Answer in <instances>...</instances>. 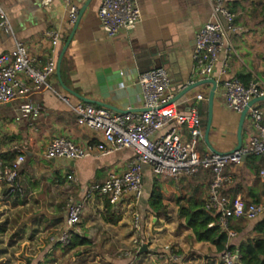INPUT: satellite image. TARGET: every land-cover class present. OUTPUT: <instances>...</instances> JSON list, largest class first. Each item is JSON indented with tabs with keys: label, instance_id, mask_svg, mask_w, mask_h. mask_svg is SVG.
I'll list each match as a JSON object with an SVG mask.
<instances>
[{
	"label": "crops",
	"instance_id": "1",
	"mask_svg": "<svg viewBox=\"0 0 264 264\" xmlns=\"http://www.w3.org/2000/svg\"><path fill=\"white\" fill-rule=\"evenodd\" d=\"M86 1L73 0V4L79 11ZM101 1H88L64 52L60 73L65 86L85 98L109 104L110 108H104L110 111L137 114L141 109L137 82L140 72L157 66L166 68L173 96L183 84L201 79L194 73V38L211 20L207 0H134L140 11V21L132 30L121 31L113 37L101 29L97 14ZM225 2L229 9H235V23L241 27L238 33L231 35L233 50L227 58L228 75L238 78L250 73L251 78L264 83V19L260 13L264 0ZM0 8L10 24L9 30L0 29V54H9L11 60L19 42L27 47L38 64H43L53 50L45 32L53 29L60 33V42L53 53L57 61L74 25L68 18L69 6L62 0H53L47 6H42L40 0H0ZM224 58L221 52L217 68ZM217 68L211 75L214 80H220ZM19 77L24 81L22 74ZM48 84V88L0 105V153L25 154L17 179L21 193L0 183V239L7 245L8 238L14 234L11 247L38 250L22 264H220L214 245L191 238V230L179 225L177 216L185 196L194 195L204 203L211 179V174L205 170L194 176L170 177L175 182L169 184L158 181L160 176L152 177L149 167L144 166L141 198L135 201L127 197L116 205L111 204V212L120 215L117 223L104 221L105 197L95 195L86 199L80 222L72 230L73 234L86 238L88 244L69 249L54 240L66 223L68 197L80 201L92 183L105 179L111 172H122L132 150L123 148L107 155L93 153L77 160L57 158L43 164L45 148L54 137H65L80 145L101 138L98 132L76 123L72 107L87 102L66 91L55 74ZM210 87V84L202 85L175 102L179 113H184L188 106L197 107L202 130L198 142L200 154L212 152L203 137ZM197 94L203 99L194 100ZM26 103L40 107V115L35 120L24 111ZM257 106L264 109V101L257 102ZM238 118L239 114L225 108L219 83L214 93L208 136L212 148L225 153L235 147ZM247 119L253 131L246 130L243 125V144L256 134L251 120ZM170 126L166 125L157 135ZM182 127L184 137H188L185 124ZM247 156L238 168L227 171L231 181L223 192L231 197L239 196L245 203L263 201L264 181L259 171L264 169V157L256 155L255 160L248 162ZM68 174L75 180H68ZM154 181L159 183L162 204L166 207V215L158 218L148 205ZM177 190L182 193L177 195ZM166 192H172L170 198L166 199ZM135 212L140 218L139 230L132 224ZM262 220L264 216L251 220L242 218V229L239 232L232 229L236 235L230 242L258 236L255 225ZM178 226L183 233H174ZM172 241L176 245L175 252H184H176L178 258L175 260L164 249ZM143 245L147 246V251L140 253Z\"/></svg>",
	"mask_w": 264,
	"mask_h": 264
},
{
	"label": "built area",
	"instance_id": "2",
	"mask_svg": "<svg viewBox=\"0 0 264 264\" xmlns=\"http://www.w3.org/2000/svg\"><path fill=\"white\" fill-rule=\"evenodd\" d=\"M53 0H40L42 6ZM68 9L70 23L76 21L78 8L73 0H62ZM211 10V20L204 24L194 38V73L201 78H211L219 63V54L224 52L225 58L217 68L226 109L240 114L248 102L264 95V83L258 78H251L244 84L239 78L228 75L227 58L233 50L231 35L241 30L235 23L236 14L226 5L225 0H207ZM101 29L109 37L121 31H130L140 21V11L134 0H102L98 9ZM0 29L9 30L10 24L0 8ZM45 35L53 46L52 54L43 64H38L22 43L17 42L10 60L9 54H0V105L10 102L16 97L28 96L42 88H48V80L54 76L56 60L53 55L60 42L57 30H47ZM24 76V81L20 75ZM140 87L141 109L137 114L130 111L113 112L102 106L89 103H78L72 107L76 123L79 126L98 132L101 138L83 145L68 138L57 136L50 140L45 148L44 157L48 160L65 158L77 160L93 153L107 155L114 151L129 148L132 155L125 169L111 172L101 181L88 186L82 200L69 196L66 208V223L60 234L54 239L67 245L72 237L73 228L80 222L86 199L95 195L106 197L109 203L116 205L127 197L138 201L142 195V176L144 166H148L156 176H194L200 170L208 171L211 179L208 184L203 208L217 213V220L208 225L217 224L232 239L236 232L228 228L230 218L247 220L264 216V200L245 203L241 197H231L223 192L231 181L228 170L241 165L244 155H260L264 157V109L257 103L248 108L247 118L255 129L249 142L233 152L200 154L198 142L202 138L201 121L196 106H188L184 113H179L175 102H171L173 93L169 90L172 82L164 67H153L140 72L137 77ZM193 82V81H191ZM194 100H202L197 94ZM24 111L31 114L33 120L40 115V107L26 103ZM183 124L188 131L184 137ZM166 125H171L161 135L157 133ZM25 160L24 152L18 154L10 167L3 166L0 158V183L10 186L11 191L21 189L18 186L19 170ZM68 180H75L68 174ZM264 181V169L259 171ZM132 224L135 230L140 229V218L133 213ZM164 249L172 260L177 259L176 252L167 244ZM238 254L226 250L220 256V264H234Z\"/></svg>",
	"mask_w": 264,
	"mask_h": 264
},
{
	"label": "trees",
	"instance_id": "3",
	"mask_svg": "<svg viewBox=\"0 0 264 264\" xmlns=\"http://www.w3.org/2000/svg\"><path fill=\"white\" fill-rule=\"evenodd\" d=\"M235 13V9L230 8ZM261 15L264 19V4L261 9ZM236 22V18H235ZM244 84H248L251 80L250 73L238 77ZM15 151L0 153L3 166L10 167L16 158ZM256 155L250 154L247 160L253 161ZM104 205L106 212L104 221L115 224L119 221L120 215L111 212L112 205L105 197ZM148 205L158 218L166 215V207L162 204V194L159 188V183L154 181L153 188L149 195ZM179 225H184L191 230V238L196 241L208 242L215 247L216 254L220 257L223 252L229 250L238 254V261L234 264H264V220L255 225V230L259 233L256 237H246L238 242H230L228 233L222 230L217 224L209 226L211 222L217 220V213L213 210L203 208V203L194 195L184 197V203L181 204L177 212ZM242 218H230L228 228L239 232L242 229L240 221ZM88 244V240L74 233L67 244V248L73 249L77 246ZM221 263V262H220Z\"/></svg>",
	"mask_w": 264,
	"mask_h": 264
},
{
	"label": "water",
	"instance_id": "4",
	"mask_svg": "<svg viewBox=\"0 0 264 264\" xmlns=\"http://www.w3.org/2000/svg\"><path fill=\"white\" fill-rule=\"evenodd\" d=\"M88 1L89 0H87L85 2V4L79 9L78 15H77V18H76V21L74 22V25H73V28H72L69 36L67 37V39L65 40V42L63 43V45L61 47V50L59 52V55H58V58H57V61H56L55 75H56V77H57L58 82L60 83V85L66 91H68L70 94L76 96L77 98H79L80 100H82L84 102H87V103H95V104H97L99 106H103V107H106V108H110L111 106L109 104H106V103H103V102L93 101V100H90L88 98H85L84 96H81L80 94L76 93L72 89H70L67 86H65L63 84V82H62V79H61L60 68H61V61H62L64 52H65L68 44L70 43V40H71V38H72V36L74 34V31H75L76 27L78 26L80 17L82 16V14H83V12H84V10L86 8V4L88 3ZM157 67H160V66H157ZM206 84H210L211 87L209 89L208 96H207V108H208V110H207V120H206V124H205V129H204L203 137H204V141L210 147L211 151L213 153H219L220 154L222 152H219V151L215 150L214 148H212L210 146V144H209V139H208L209 131H210V127H211V122H212V111H213L214 93H215V90H216V87H217L216 81L213 78H201L199 80H196V81H193V82H190V83L183 84V86L179 87V91L173 96V98L171 99V102H177L178 100H180L183 96H185L186 94H188L192 90H194V89H196V88H198V87H200L202 85H206ZM261 101H264V95L263 96H260V97H256V98L251 99L248 102L247 106L239 114L237 128H236V140H237V143H236L235 147L230 152H233V151L238 150L240 148V146L242 145V130H243L244 122L247 119L248 108L250 106H252L253 104H255L257 102H261ZM140 111H142V109H140ZM119 112H126V111H119ZM245 158H246V155H244L242 157L241 164L244 162ZM146 251H147V246L146 245H143L140 248V250H139L140 253H143V252H146ZM234 261L237 262L238 261V258L236 257L234 259Z\"/></svg>",
	"mask_w": 264,
	"mask_h": 264
},
{
	"label": "rangeland",
	"instance_id": "5",
	"mask_svg": "<svg viewBox=\"0 0 264 264\" xmlns=\"http://www.w3.org/2000/svg\"><path fill=\"white\" fill-rule=\"evenodd\" d=\"M260 71H262V69H260ZM260 75H263V74H260ZM263 80H264V78H263ZM247 120L248 119H246L245 122H244V126L246 127L245 129L248 130V131L249 130L253 131V128L251 127L249 122H247ZM202 129H203V126H202ZM47 161H49V160L48 159H44V158H42V160H41V162L43 164H47L46 163ZM147 173H148V171H147ZM147 173L145 174V178H147L146 184H147V187H148L149 180H148V177H147ZM150 174H151L152 177H154V176L158 177L156 175H153L152 173H150ZM38 177H42V176H39V174H38ZM41 179H43V178H41ZM162 180L166 181L169 184L175 182V180L173 179L174 181H172V178H170V177H165V178H164V176L158 177V181H162ZM168 192H166V194H168ZM177 192H178L177 195L182 193V191H179V190H177ZM171 195H172V192H170V194L166 195V199L170 198ZM182 231H183V229L180 228V226H178V228H176L174 233H178V232L179 233H183ZM11 237H15V235L13 234L12 236H10L8 238L7 245H6V243L4 242V240L2 238L0 239L1 240V242H0V264H22V262H25L26 259H28V257H31V256L33 257L35 252L38 251V250H35V249H32V248H26V247L21 249V246L17 247V248L15 246L11 247L13 245V242H14L13 241L14 239L12 240ZM173 243H174V241H172V243H170L172 245V248L176 247V245H174ZM177 250H178V248H177ZM176 252H178L180 254L184 253L182 250L181 251H176Z\"/></svg>",
	"mask_w": 264,
	"mask_h": 264
}]
</instances>
